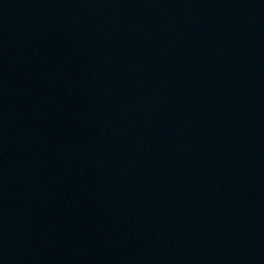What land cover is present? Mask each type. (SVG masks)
<instances>
[{
    "label": "water",
    "instance_id": "water-1",
    "mask_svg": "<svg viewBox=\"0 0 264 264\" xmlns=\"http://www.w3.org/2000/svg\"><path fill=\"white\" fill-rule=\"evenodd\" d=\"M263 32L264 0H0V264H100Z\"/></svg>",
    "mask_w": 264,
    "mask_h": 264
}]
</instances>
